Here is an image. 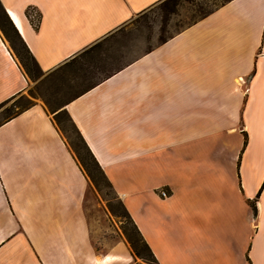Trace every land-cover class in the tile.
<instances>
[{
  "label": "crops",
  "instance_id": "crops-1",
  "mask_svg": "<svg viewBox=\"0 0 264 264\" xmlns=\"http://www.w3.org/2000/svg\"><path fill=\"white\" fill-rule=\"evenodd\" d=\"M0 1L50 74L166 0ZM30 87L0 36V104ZM55 110L0 125V264L128 261L94 245L63 110L158 264H264V0H229Z\"/></svg>",
  "mask_w": 264,
  "mask_h": 264
},
{
  "label": "rangeland",
  "instance_id": "rangeland-1",
  "mask_svg": "<svg viewBox=\"0 0 264 264\" xmlns=\"http://www.w3.org/2000/svg\"><path fill=\"white\" fill-rule=\"evenodd\" d=\"M227 1L166 0L136 16L128 26L88 49L71 66L50 74L43 72L30 60L22 45L14 38L0 7V21L4 23L9 38L1 27L0 36L12 48L31 80L26 95L0 108V123L12 112L36 101H44L50 111L56 109L126 62L162 43ZM26 13L33 23L38 24V21L31 19L33 9ZM60 129L93 176V179L89 177L91 187L87 213L97 251L113 253L120 249L128 256L125 264H158L145 247L122 201L95 167L71 125L63 120Z\"/></svg>",
  "mask_w": 264,
  "mask_h": 264
},
{
  "label": "trees",
  "instance_id": "trees-1",
  "mask_svg": "<svg viewBox=\"0 0 264 264\" xmlns=\"http://www.w3.org/2000/svg\"><path fill=\"white\" fill-rule=\"evenodd\" d=\"M228 1H229V0H228ZM228 1H227V2H228ZM225 3H226V2H225ZM223 4H224V3H223ZM0 7H2V8H1V9H2V10H1V12H2L1 14H2V16L5 18L4 20L7 21V23H8V25H9V27H10V30H11V32H12L14 38H15L17 41H19V43L22 45V48H23L24 51L28 54L30 60L33 61V63H35V65H36L37 67H39V65L37 64L35 58L33 57L32 53L30 52V50H29V48L27 47L26 43L24 42L22 36L19 34L18 30L16 29V27H15L14 24L12 23V20H10V18H9V16H8V14H7L5 8L2 6L1 2H0ZM205 15H206V14H205ZM34 24H35V23H34ZM0 27L2 28V30H3L4 34L6 35V37L9 38V37H8V33H7V32L5 31V29H4V23H2V21H0ZM10 40H11V39H10ZM71 64H72V63H71ZM71 64H69L68 66H71ZM73 64H74V62H73ZM24 66H25V68H26V65H24ZM39 68H40V67H39ZM26 73H27V72H26ZM81 92H84V90L81 91ZM78 94H79V93H78ZM78 94H77V95H78ZM12 100H14V99H11V100H9V101H6V102L0 104V108H2L3 106H5L7 103H9V102L12 101ZM32 105H33V103H29L27 106H24V107L20 108L18 111H16V112H12L11 115H10L8 118H6V120H11L12 118L16 117L17 115H19L20 113H22V112L25 111L26 109L30 108ZM52 112H56V110L53 109ZM6 120H4V121H6ZM55 120H56V122H57V124H58L59 127H61V124L63 123V120H65L66 122H68V123L71 125V127H72L73 130H74V132H75L76 135L78 136L80 142L82 143L83 148L86 150L87 155L89 156V158L91 159V161L94 163L95 167H96V168L99 170V172L103 175V177H105V179L109 182V180H108V178H107L105 172L103 171V169L101 168L99 162L97 161V159L95 158V156L93 155V153L91 152V150L89 149V147L87 146V144H86L84 138L82 137L80 131L77 129L76 125L73 123V121H72L71 117L69 116L68 112H67L66 110H63V111L59 112L58 114L55 115ZM4 121L1 122L0 125H2V124L4 123ZM246 140H247V138H246ZM72 149H73V148H72ZM73 150H74V152L76 153V155H77V157H78V159H79V162H80L81 166L83 167L84 171L86 172L87 176L90 177L91 179H93L92 173L89 171V169H87V167H86V165H85L83 159L80 157V154L76 151V149H73ZM109 184L112 186V184H111L110 182H109ZM123 206H124V205H123ZM124 208H125V206H124ZM125 209H126V208H125ZM126 212H127L128 217H129V218L131 219V221L133 222V220H132V218H131V216H130V214L128 213L127 210H126ZM133 224H134V222H133ZM134 226H135V229H136L137 233L139 234L141 240L143 241L145 247L149 250V252H150L151 255L153 256V258H154L155 261L157 262V260H156V258H155V256H154V254L152 253L151 249L149 248V246H148L147 243L145 242V240H144V238L142 237V235H141L140 231L138 230L137 226H136L135 224H134Z\"/></svg>",
  "mask_w": 264,
  "mask_h": 264
},
{
  "label": "bare ground",
  "instance_id": "bare-ground-1",
  "mask_svg": "<svg viewBox=\"0 0 264 264\" xmlns=\"http://www.w3.org/2000/svg\"><path fill=\"white\" fill-rule=\"evenodd\" d=\"M9 17L12 20L13 24L17 27V29L19 31H23V23L19 16L15 12L10 11ZM108 260H112V257H109Z\"/></svg>",
  "mask_w": 264,
  "mask_h": 264
},
{
  "label": "built area",
  "instance_id": "built-area-1",
  "mask_svg": "<svg viewBox=\"0 0 264 264\" xmlns=\"http://www.w3.org/2000/svg\"><path fill=\"white\" fill-rule=\"evenodd\" d=\"M31 19H33L34 21H39V15L36 11H33V15L31 16ZM160 194L163 198L169 197V193L166 190H162Z\"/></svg>",
  "mask_w": 264,
  "mask_h": 264
},
{
  "label": "snow or ice",
  "instance_id": "snow-or-ice-1",
  "mask_svg": "<svg viewBox=\"0 0 264 264\" xmlns=\"http://www.w3.org/2000/svg\"><path fill=\"white\" fill-rule=\"evenodd\" d=\"M256 63H257V67H258V58H257V62ZM257 199H259V197H257Z\"/></svg>",
  "mask_w": 264,
  "mask_h": 264
}]
</instances>
